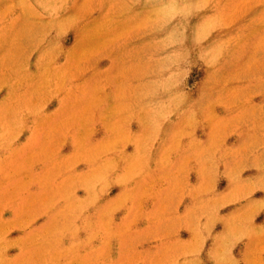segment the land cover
Masks as SVG:
<instances>
[{
  "label": "rangeland",
  "instance_id": "1",
  "mask_svg": "<svg viewBox=\"0 0 264 264\" xmlns=\"http://www.w3.org/2000/svg\"><path fill=\"white\" fill-rule=\"evenodd\" d=\"M0 264H264V0H0Z\"/></svg>",
  "mask_w": 264,
  "mask_h": 264
}]
</instances>
